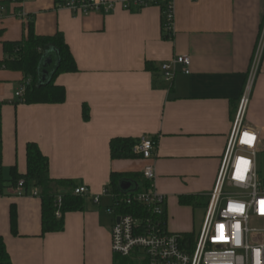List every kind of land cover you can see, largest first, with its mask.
Returning <instances> with one entry per match:
<instances>
[{
	"label": "crops",
	"instance_id": "0c3cea01",
	"mask_svg": "<svg viewBox=\"0 0 264 264\" xmlns=\"http://www.w3.org/2000/svg\"><path fill=\"white\" fill-rule=\"evenodd\" d=\"M119 5L111 14L81 15L56 0H0V62L3 44L23 41L31 22L39 36L63 33L79 69L57 78L66 89L64 104L27 105L16 97L24 74L0 68V236L13 264L120 263L111 244L113 199L104 191L112 174L142 184L147 162L113 161V139L157 138L156 187L166 197L167 228L174 234L195 233L194 219L185 226L184 218L170 217V208L192 218L194 207L181 205L180 199H209L215 187L262 32L264 0H174L172 40L164 39L161 7L125 11ZM182 56L191 58V73L177 66L175 79L167 82L162 64ZM147 63L156 73L146 69ZM246 122L261 131L264 150V59ZM29 143L48 157L54 180L90 191L84 211L65 215L62 232L44 235L42 200L33 195L34 188L23 196L10 188L12 169L27 171ZM12 207L17 235L11 230Z\"/></svg>",
	"mask_w": 264,
	"mask_h": 264
},
{
	"label": "built area",
	"instance_id": "2783aa9c",
	"mask_svg": "<svg viewBox=\"0 0 264 264\" xmlns=\"http://www.w3.org/2000/svg\"><path fill=\"white\" fill-rule=\"evenodd\" d=\"M32 0H20L29 3ZM153 0H126L120 5L108 0H67L59 5L73 14H111L118 5L125 11L133 7L149 6ZM199 1V0H194ZM165 32L174 36V0H162ZM21 17H25L21 14ZM26 18V17H25ZM264 59V23L253 58L244 94L240 100L231 134L228 138L215 183L209 196L207 212L201 232L195 238L174 234L167 228L166 197L156 187V171L153 164L156 144L149 138H141L134 152L147 162L142 170V184L128 192L110 195L113 205L109 213L116 222L111 230L112 251L116 256L133 264H264V173L258 168L257 156L262 151V134L246 122L252 92ZM192 61L182 56L162 64L161 71L167 82L177 75V66L183 73H191ZM16 93L24 97L26 86ZM17 196L25 195L21 181L13 189ZM90 193L85 186L75 187L72 194L86 197ZM38 196L37 191L33 192ZM100 196L93 198L100 203ZM63 196L56 198V217L62 218ZM141 208L142 213L125 214V209ZM120 218V223L117 220ZM256 225L253 226L252 224Z\"/></svg>",
	"mask_w": 264,
	"mask_h": 264
},
{
	"label": "trees",
	"instance_id": "16d2710c",
	"mask_svg": "<svg viewBox=\"0 0 264 264\" xmlns=\"http://www.w3.org/2000/svg\"><path fill=\"white\" fill-rule=\"evenodd\" d=\"M57 5L66 3L67 0H56ZM150 5L159 6L164 11L167 8L162 0H153ZM164 39L172 40L173 37L165 32V22L163 16ZM5 59L0 62V68L18 71L24 74L26 91L21 99L27 105H62L67 100L66 89L57 85V78L64 74L78 73L79 69L73 54L66 42L63 33L59 32L54 36H39L36 34L34 24L30 22L27 37L21 42L3 44ZM52 61L51 65L47 60ZM146 69L156 73L157 69L153 64L147 63ZM47 71V75H45ZM45 78V80H44ZM2 107L0 102V161L2 159ZM85 120L89 119L88 109H84ZM157 144V138H149ZM140 139L116 138L110 143V154L113 161L135 160L140 156L134 152ZM126 176L112 174L109 192L115 196H120L121 184L124 181H132ZM23 181L25 184V195L30 188H34L39 193L42 200V230L44 235L48 233L62 232L65 228L64 217L70 212L84 211L86 208L85 198L75 196L72 190L76 187L73 181L54 180L50 175V161L39 146L35 143L27 145V171L20 174L17 168L12 169V179L10 188L14 189ZM136 183L135 181H132ZM56 188L65 189L60 193L63 196L61 208L62 218L56 217V198L59 195ZM2 184H0V193ZM198 197H182L180 203L183 206L191 205L195 207ZM122 213L134 214L142 213L141 208L125 209ZM11 230L13 235L18 234L17 212L15 207L11 211ZM190 238H195L196 234H185ZM0 264H13L8 253L4 238L0 236Z\"/></svg>",
	"mask_w": 264,
	"mask_h": 264
},
{
	"label": "rangeland",
	"instance_id": "374dc122",
	"mask_svg": "<svg viewBox=\"0 0 264 264\" xmlns=\"http://www.w3.org/2000/svg\"><path fill=\"white\" fill-rule=\"evenodd\" d=\"M257 161H258L259 171L261 173H264V150L263 149L258 154ZM208 202H209V199H207V198H199L198 201L196 202L197 204H195L194 217L192 216V218H191L190 213L187 214V212L185 211V214H187V215H183L182 213H179L177 210H175V209H177L175 207L170 208V217L172 218V216L173 217L175 216V219L178 221L179 220L181 221L184 218L183 224L185 226H186L187 222L191 223V221H193V219H194L193 231L195 232L196 236H198L199 233L201 232L202 227H203V223H204L206 212H207ZM252 225L255 226L256 224L253 223ZM190 229L188 228L186 231H189ZM171 230H172V228H171ZM169 231H170V228H169ZM119 259H120L119 264H133L132 262H130L124 258L120 257Z\"/></svg>",
	"mask_w": 264,
	"mask_h": 264
},
{
	"label": "water",
	"instance_id": "95a60500",
	"mask_svg": "<svg viewBox=\"0 0 264 264\" xmlns=\"http://www.w3.org/2000/svg\"><path fill=\"white\" fill-rule=\"evenodd\" d=\"M52 62L50 59L47 60V64L50 65ZM45 75H47V71H45ZM45 80V78H44ZM138 186V184L132 182V181H124L121 184V190L122 192H128L130 190H132L134 187L136 188ZM117 223H120V218L117 220Z\"/></svg>",
	"mask_w": 264,
	"mask_h": 264
}]
</instances>
